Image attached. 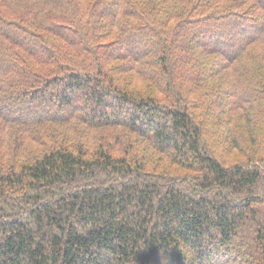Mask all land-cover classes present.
I'll return each instance as SVG.
<instances>
[{
    "label": "trees",
    "instance_id": "obj_1",
    "mask_svg": "<svg viewBox=\"0 0 264 264\" xmlns=\"http://www.w3.org/2000/svg\"><path fill=\"white\" fill-rule=\"evenodd\" d=\"M0 264H264V0H0Z\"/></svg>",
    "mask_w": 264,
    "mask_h": 264
},
{
    "label": "rangeland",
    "instance_id": "obj_2",
    "mask_svg": "<svg viewBox=\"0 0 264 264\" xmlns=\"http://www.w3.org/2000/svg\"><path fill=\"white\" fill-rule=\"evenodd\" d=\"M134 76V75H133ZM134 82L135 84L141 88V90H146L147 88L145 87V82L141 79L135 78L134 77ZM150 87V86H149ZM146 88V89H143ZM151 88V87H150ZM149 90V89H148ZM153 91V90H152ZM154 92H157V90L155 89ZM157 94H159L157 92ZM73 126H75L76 130L73 131H65V133L63 135H57L56 137H59V139L56 141L55 138L56 137H45V142L46 141H53L55 143L57 142H62L66 143V144H75V142L80 141L81 139L77 138V129L78 128H83L84 132L87 134V137H85L83 139V143L86 146L92 147L94 148L97 144V140L102 139V141L104 139H110V140H114L115 139V135H121L123 137L124 140L128 139V138H135L134 136H136L135 134H133L132 132H130L128 129L124 128V127H120V126H109V125H98L96 127H85L84 125H82V123L75 121L73 123ZM49 128H57V125L55 124H51ZM132 135H134L132 137ZM97 137V138H96ZM243 138L245 139V141H247V138L243 136ZM68 139V140H67ZM91 139H93L91 141ZM71 140V141H70ZM70 141V142H69ZM116 141V139L114 140V142ZM125 143H121V146H124ZM29 149L33 150L34 152H38L40 151L43 147L37 146L35 145V143L31 142L29 143ZM242 157V153L241 151H238L237 149H233L231 150L229 153H227L225 155L226 158V162L228 163H233L235 162V160H238L239 158ZM161 163L158 166V170L161 169H166L169 174H172L173 176H182L185 174H188V171H183L182 168L177 167V165L172 164L171 162H169V160L166 157H163V155H161ZM22 160H25L24 158Z\"/></svg>",
    "mask_w": 264,
    "mask_h": 264
}]
</instances>
